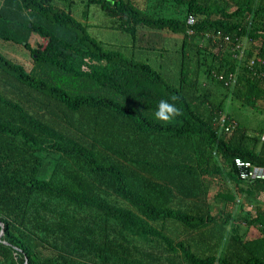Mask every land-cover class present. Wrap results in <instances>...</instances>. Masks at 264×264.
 <instances>
[{"label": "trees", "instance_id": "obj_1", "mask_svg": "<svg viewBox=\"0 0 264 264\" xmlns=\"http://www.w3.org/2000/svg\"><path fill=\"white\" fill-rule=\"evenodd\" d=\"M81 1L133 43L181 34L179 82L93 37ZM0 39L32 57L27 70L0 51V264H264V181L234 162L264 166V130L224 111L230 96L264 114L245 58L264 54V0H5ZM161 99L179 114L155 119Z\"/></svg>", "mask_w": 264, "mask_h": 264}, {"label": "rangeland", "instance_id": "obj_2", "mask_svg": "<svg viewBox=\"0 0 264 264\" xmlns=\"http://www.w3.org/2000/svg\"><path fill=\"white\" fill-rule=\"evenodd\" d=\"M4 2L5 0H0V8L4 6ZM85 8L84 3L81 1L75 8V15L88 25V31L93 37L102 41L108 48L119 49L128 56L133 54L137 59L149 62L170 83L177 84L179 82L181 34L144 28L139 29L138 38L133 43L128 33L112 27L114 20L107 16L98 5H91L88 14L84 17L83 11ZM31 44L36 47L38 38L33 37ZM0 51L13 61L24 65L27 70L31 68L32 57L23 46L0 39ZM204 79L205 77L202 76L201 82ZM205 82L207 83V81ZM211 86L213 88L212 99L215 102L223 100L225 90L216 87L215 84H211ZM224 111L232 115L235 121L247 126L251 132L264 130V114L242 104L239 100L227 96L224 101ZM212 194L213 190L210 192L211 198ZM211 202L214 203L212 199ZM213 205L215 206V203ZM219 208L220 205H216V209H212L213 214L218 213Z\"/></svg>", "mask_w": 264, "mask_h": 264}, {"label": "built area", "instance_id": "obj_3", "mask_svg": "<svg viewBox=\"0 0 264 264\" xmlns=\"http://www.w3.org/2000/svg\"><path fill=\"white\" fill-rule=\"evenodd\" d=\"M196 24V18L193 15L187 17V34L193 36L196 32L194 26ZM204 40H211L212 42H216L218 39H222L224 41H230V37L228 35L222 34L220 31H212L206 32L203 34ZM247 46L243 42H233L231 52L234 58L241 60L245 57ZM247 66L253 70L254 74L261 76L264 79V54H252L249 57H245ZM219 78L225 79L226 84H233L235 82V76L233 73L228 74H219ZM234 121L227 122L226 115H222L219 117L218 125L220 128L225 130V132H229L234 125ZM220 130V129H219ZM261 138L264 140V134H262ZM236 167L238 168V177L240 180L245 182H253L257 180L264 181V166L252 163L251 161L243 160L241 158H235L234 160Z\"/></svg>", "mask_w": 264, "mask_h": 264}, {"label": "clouds", "instance_id": "obj_4", "mask_svg": "<svg viewBox=\"0 0 264 264\" xmlns=\"http://www.w3.org/2000/svg\"><path fill=\"white\" fill-rule=\"evenodd\" d=\"M180 109L168 100L161 99L157 105L154 117L160 121H169L179 114Z\"/></svg>", "mask_w": 264, "mask_h": 264}, {"label": "crops", "instance_id": "obj_5", "mask_svg": "<svg viewBox=\"0 0 264 264\" xmlns=\"http://www.w3.org/2000/svg\"><path fill=\"white\" fill-rule=\"evenodd\" d=\"M246 41V40H245ZM243 43H245V45L247 46V43L246 42H243Z\"/></svg>", "mask_w": 264, "mask_h": 264}]
</instances>
